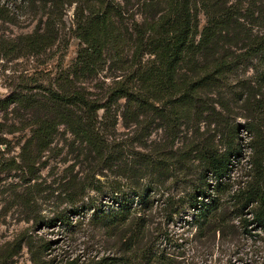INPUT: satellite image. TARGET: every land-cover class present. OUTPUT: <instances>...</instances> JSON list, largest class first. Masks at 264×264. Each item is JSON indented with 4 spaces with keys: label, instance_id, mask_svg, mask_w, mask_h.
I'll list each match as a JSON object with an SVG mask.
<instances>
[{
    "label": "rangeland",
    "instance_id": "rangeland-1",
    "mask_svg": "<svg viewBox=\"0 0 264 264\" xmlns=\"http://www.w3.org/2000/svg\"><path fill=\"white\" fill-rule=\"evenodd\" d=\"M223 1L237 8L235 21L240 29L264 32L246 12L253 5L250 11L255 16L258 9L264 15V0ZM156 3L160 14V8L165 5L167 9L173 1L0 0V264H34L27 245L35 249L44 242L50 243V248L43 259L56 262L66 252L67 243L76 240L77 252L86 235L93 233L85 225L88 214L77 234L68 236L69 242L60 225L48 223L55 212L66 207L61 200L63 179L85 173L89 167L82 156H76L79 141L62 124L49 145L39 146L32 136L44 114L33 104L52 92L60 93L68 82L104 103L121 83L140 77L136 85L148 101L144 107L129 106L125 98L109 102L111 108L105 115L111 150L106 168H98L102 172L97 173L105 175L97 174L101 179L121 180L125 186L134 182L153 191L156 199L170 194L181 202L205 167L200 149L222 152L232 137L240 144L241 155L227 177L232 187L220 194L221 201L231 203L232 189L255 176L254 139L264 136V78L259 79L264 67L256 57L246 58L240 44L227 46L230 50L223 46L229 56L239 58L212 78L205 54L185 50L172 65L156 57L157 37L146 26H139L149 20L154 11L149 8ZM97 13L107 16L119 33L120 56H114L109 40L102 37L98 43L103 45V56L86 73L76 57L94 40L96 30L83 31L79 25ZM196 13L199 27L195 41L206 24L203 12L197 8ZM221 46L219 41V54L224 51ZM204 75L209 78L191 92V98L181 99L189 84L196 85ZM128 106L137 121L124 119ZM99 114L104 116L103 109ZM208 182L213 183L210 176ZM99 201L110 205L104 195L98 196ZM179 209L171 221H163L161 241L180 264H264V230L251 225L250 233H242L240 228L230 227L227 219L222 234L204 229L197 235L193 209L185 205ZM232 223L237 226V219ZM95 233L92 247L102 249Z\"/></svg>",
    "mask_w": 264,
    "mask_h": 264
},
{
    "label": "trees",
    "instance_id": "trees-1",
    "mask_svg": "<svg viewBox=\"0 0 264 264\" xmlns=\"http://www.w3.org/2000/svg\"><path fill=\"white\" fill-rule=\"evenodd\" d=\"M156 1H173V4L166 5L167 9L165 5L162 6L160 14L156 9L158 3L154 4L149 8L154 10L148 17L149 20L139 23L140 27L146 26L157 37L159 51L155 53L156 57L172 65L180 60L185 50H193L198 55L205 54L212 66L209 74L212 78L239 58L229 56L227 50L230 49L227 46L240 44L246 58L256 57L259 66L264 67V32L252 34L240 29L241 25L237 26L235 21L237 8L228 4V1ZM251 7L246 9V12L249 11L247 15L254 24L264 27L261 9H258L255 16L254 12L250 11ZM197 8L205 15L206 24L195 41L199 27ZM79 26L83 31L96 30L94 40L87 42L77 53L76 60L83 72H91L100 62L103 45L99 44L98 40L102 37L109 40L114 56H120V49L117 47L120 44V35L115 32L113 22L107 19V16L101 17L97 13L93 19L80 22ZM235 27L238 28L237 32ZM219 41L224 49L221 54L216 51ZM223 46L227 47V50ZM209 77L204 75L196 81V85L191 82L181 99L191 98V92ZM263 78L264 73L261 72L259 79ZM137 80L140 81V77H136L134 82L121 83L110 92L107 102L104 103L90 98L83 88H77L68 82L60 93L52 92L38 104H33V107L41 108L44 112L38 118L41 119L36 123L38 129L34 130L32 135L38 145H49L57 126L62 124L68 133L79 141L76 156H82L81 159L87 161L90 167H87L85 173H76L63 179L61 200L66 207L55 212L48 223L60 225L69 242L71 236L83 227L85 216L88 214L85 225L89 232H93L86 235L83 248L77 252L76 240L67 243L66 252L56 262L53 260L46 263L43 259L50 243L44 242L35 249L32 244H28L34 264H180L161 241L164 239L162 225L164 220L171 221L184 205L194 211L192 223L197 235L204 229L213 234H222L227 226V219L231 222L230 227H238L242 233H250L251 225L264 230V171L261 168L264 136L260 134L254 139L256 144L252 148L255 154L253 165L257 172L252 179L232 189L229 201L231 203L221 201L219 196L229 190L231 185L227 177L234 161L241 155V146L233 141V137L222 152L200 149L205 156V167L198 173V182L191 189L190 195L181 202L179 199L176 201L175 196L170 194L161 200L156 199L153 191L141 189L134 182L125 186L121 180L109 177L101 179L97 176H105L97 172H102L98 170L99 167L106 168V157L111 150L109 120L107 114L105 115L111 108L109 102L112 104L115 99L125 98L129 106L132 104L136 108L144 107L148 103L141 93L142 89L136 85ZM129 106L123 113L124 119L126 117L130 122H135L137 116ZM100 109H103L104 116L99 114ZM209 176L213 183L208 182ZM102 195L106 196L110 205L105 206L100 201L98 203V196ZM205 198L208 199L207 203L203 201ZM234 219L238 221L237 226L232 223ZM96 231L98 243L103 245V248L98 250L92 247Z\"/></svg>",
    "mask_w": 264,
    "mask_h": 264
}]
</instances>
